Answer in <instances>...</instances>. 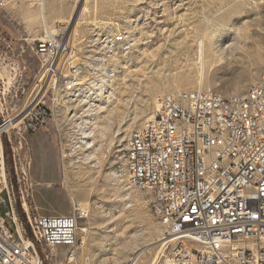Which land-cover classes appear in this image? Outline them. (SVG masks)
<instances>
[{
  "label": "rangeland",
  "instance_id": "rangeland-1",
  "mask_svg": "<svg viewBox=\"0 0 264 264\" xmlns=\"http://www.w3.org/2000/svg\"><path fill=\"white\" fill-rule=\"evenodd\" d=\"M83 3L46 0L51 29L69 22L72 37L71 25L78 19L73 37L79 53H86L94 32L124 29L133 41L130 51L113 61L115 75L109 87L114 95L101 101L104 108L96 118L104 126L95 141L102 162L99 168H90L82 161L87 149L72 146L79 140L74 121L84 116L87 102L78 104L73 99L70 104L57 92L56 104L67 106L57 113V121L50 119L35 131H27L22 152L31 164L27 181L21 183L22 193L42 215H71L73 201L87 212L81 226L88 232L79 231L77 260L69 264H129L136 254L139 264H151L162 249L165 228L155 214L151 195L134 188L127 198L122 186L125 175L121 183L113 179L112 170L121 171L127 137L155 113L158 95L200 86L224 96L246 94L264 67V0H87L89 11L81 12ZM40 5L7 0L0 8V76L27 101L38 89L42 73L31 50L43 35ZM25 7L37 14L25 17L28 13L20 11ZM199 39L206 46L202 61ZM46 88L47 83L41 94ZM52 97L49 89L44 97L47 105ZM119 129L122 135H117ZM5 160L7 166L6 156ZM8 177L16 188L14 172L8 171ZM66 249L58 246L54 254ZM40 250L50 254V250Z\"/></svg>",
  "mask_w": 264,
  "mask_h": 264
},
{
  "label": "built area",
  "instance_id": "built-area-1",
  "mask_svg": "<svg viewBox=\"0 0 264 264\" xmlns=\"http://www.w3.org/2000/svg\"><path fill=\"white\" fill-rule=\"evenodd\" d=\"M6 2L0 0V8ZM69 28V22L53 29L44 24L32 44L42 73L31 99L19 97L0 76V264L77 260L80 226L88 214L74 201L71 215H42L28 204L21 185L31 164L22 152L26 134L57 121L67 107L56 104L57 92L72 104L70 89L93 87L105 64L102 49L117 58L133 43H126L124 29L94 32L81 54ZM49 89L51 105L44 98ZM156 101L153 118L129 133L121 168L128 189L151 195L165 228L151 264H264V67L244 95L224 96L200 86L162 93ZM3 138L17 190L8 177ZM58 246L68 249L54 254Z\"/></svg>",
  "mask_w": 264,
  "mask_h": 264
},
{
  "label": "bare ground",
  "instance_id": "bare-ground-1",
  "mask_svg": "<svg viewBox=\"0 0 264 264\" xmlns=\"http://www.w3.org/2000/svg\"><path fill=\"white\" fill-rule=\"evenodd\" d=\"M54 1L55 2H61L62 0H54ZM86 2H87V0H84L83 5L81 4L82 5V8L80 9L81 12L89 11V8L86 5ZM39 7H40V9H39L40 13L39 14L41 16L42 22H43V24L48 25V20H47L48 18L47 17L49 15V13L47 10L49 8H48V5L46 4V0H45V2L41 3V5ZM20 11H22V13L24 15H25V12L28 13V16H25L27 18H30L34 13L37 14V10L31 9L30 7L22 8ZM31 19H32V17H31ZM77 26H79L78 25V19H76L73 22V24L71 25L72 36L78 32ZM132 42H133L132 39L128 36V34L126 32V43H132ZM197 42H198V40H197ZM198 48H199V55L198 56L200 57V60L202 61L204 59V57L206 56L205 55L206 54V46H205L204 41H202V40L199 41V47ZM102 58H105V64H103V66L101 68L100 76L93 80V87H91L90 84H83V88L74 87L73 89L69 90V98L75 99V101L78 104L82 101H86L87 103L85 105H88V108L84 107V111H83L84 116L80 118V121H78V120L74 121V125L76 124L75 127H77L76 131L79 133V136H78L79 140L75 141L72 144V146H73L74 150L87 149V153L85 152L82 156V161L86 165H88L90 168H99V166L102 162L100 155H98V153H97V148H96L97 145L95 144V141L98 137V133H102L104 126L102 124L98 123L96 118L100 116V113H101L100 110L102 108H104V106L102 105L103 102H101V101L103 99H105L106 101L107 100L109 101L111 99V96L114 95V92L109 87V84H111V82L113 81V77L115 75V71H114V67H113V61L118 59V58L115 59L113 57V54L111 53V49H102ZM201 65H202V63H201ZM202 66H200V67H202ZM201 77H202V75H201ZM200 84H201V82H200ZM198 86H199V84H198ZM157 106H158V104H157ZM153 116H154V114L148 116L146 118L145 122L148 121L149 119L153 118ZM122 132H123L122 129H119V132L117 135H122ZM111 175H112L114 180L120 181L122 183L123 173L121 171L112 170ZM122 186L125 189L124 192H125V195H127V198L130 197L129 189L125 186V184H122ZM66 189H67V191H70L68 184L66 185ZM78 190H76V191H78ZM122 198H124V197H122ZM80 231H81V233H87L88 228L85 226H80ZM158 255H159V253H158ZM130 259H131V261L129 264H139V256L137 254Z\"/></svg>",
  "mask_w": 264,
  "mask_h": 264
},
{
  "label": "trees",
  "instance_id": "trees-1",
  "mask_svg": "<svg viewBox=\"0 0 264 264\" xmlns=\"http://www.w3.org/2000/svg\"><path fill=\"white\" fill-rule=\"evenodd\" d=\"M3 141H4V145H5V156L7 157V166H8V171L9 173H13L11 171H13V165H12V160H11V157L9 155V151H8V148L6 146V141H5V138H3ZM18 211L20 212L21 216H22V212L20 211L19 207H18Z\"/></svg>",
  "mask_w": 264,
  "mask_h": 264
}]
</instances>
